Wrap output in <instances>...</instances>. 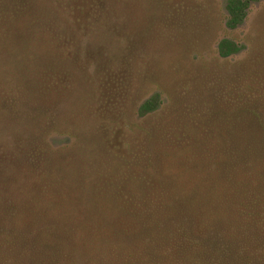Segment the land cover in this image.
I'll list each match as a JSON object with an SVG mask.
<instances>
[{
	"label": "rangeland",
	"instance_id": "1",
	"mask_svg": "<svg viewBox=\"0 0 264 264\" xmlns=\"http://www.w3.org/2000/svg\"><path fill=\"white\" fill-rule=\"evenodd\" d=\"M226 1L0 0V264L27 245L5 246L24 213L33 228L55 209L77 221L98 196H142L158 178L183 195L196 169L215 166L234 113L264 115V0L236 29ZM28 2L29 19L13 15ZM223 38L240 51L220 57ZM154 95L159 109L141 117ZM100 212L96 225L110 228Z\"/></svg>",
	"mask_w": 264,
	"mask_h": 264
},
{
	"label": "trees",
	"instance_id": "2",
	"mask_svg": "<svg viewBox=\"0 0 264 264\" xmlns=\"http://www.w3.org/2000/svg\"><path fill=\"white\" fill-rule=\"evenodd\" d=\"M32 7L29 2L20 5L13 15L29 19ZM225 7L226 26L236 29L247 17L250 0H227ZM240 48L223 38L218 54L228 58ZM160 103L157 95L151 96L139 106L138 114L151 115ZM254 113L257 121L234 113L236 118L227 124L231 131L225 133L226 147L216 153L215 166L196 169L183 195H173L180 184L176 178L168 177V182L158 178L155 184L149 181L142 196H98L92 214L83 213L77 221V212L63 211V215L55 209L52 217L33 228L35 213H24L21 234L11 232L5 242L8 249L15 240L27 242L21 245L23 258L17 253L13 264H264V115ZM206 133L208 138L210 132ZM41 177L43 197L49 199L51 177ZM62 194L58 201L69 199ZM75 201L66 202L73 211ZM48 206L50 202H44L41 209ZM98 208L111 229L96 225ZM119 210L125 214L117 215ZM116 225L120 231L115 233ZM121 235L126 243L120 241Z\"/></svg>",
	"mask_w": 264,
	"mask_h": 264
}]
</instances>
